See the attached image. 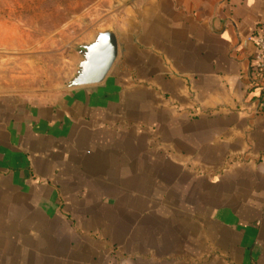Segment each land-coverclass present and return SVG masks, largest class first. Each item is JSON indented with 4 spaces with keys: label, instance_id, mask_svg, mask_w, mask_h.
Here are the masks:
<instances>
[{
    "label": "crops",
    "instance_id": "1",
    "mask_svg": "<svg viewBox=\"0 0 264 264\" xmlns=\"http://www.w3.org/2000/svg\"><path fill=\"white\" fill-rule=\"evenodd\" d=\"M106 80L0 94V264H264V0H145Z\"/></svg>",
    "mask_w": 264,
    "mask_h": 264
},
{
    "label": "rangeland",
    "instance_id": "2",
    "mask_svg": "<svg viewBox=\"0 0 264 264\" xmlns=\"http://www.w3.org/2000/svg\"><path fill=\"white\" fill-rule=\"evenodd\" d=\"M145 0H0V85L20 96H58L82 46L98 32H121Z\"/></svg>",
    "mask_w": 264,
    "mask_h": 264
},
{
    "label": "water",
    "instance_id": "3",
    "mask_svg": "<svg viewBox=\"0 0 264 264\" xmlns=\"http://www.w3.org/2000/svg\"><path fill=\"white\" fill-rule=\"evenodd\" d=\"M81 59L76 70L67 80L66 90L95 86L103 83L115 65L119 45L115 30L98 32L93 41L78 51ZM10 89L0 85V94H11Z\"/></svg>",
    "mask_w": 264,
    "mask_h": 264
},
{
    "label": "built area",
    "instance_id": "4",
    "mask_svg": "<svg viewBox=\"0 0 264 264\" xmlns=\"http://www.w3.org/2000/svg\"><path fill=\"white\" fill-rule=\"evenodd\" d=\"M250 41L257 47L255 83H258L261 90L260 111L264 110V34H254L250 37Z\"/></svg>",
    "mask_w": 264,
    "mask_h": 264
}]
</instances>
